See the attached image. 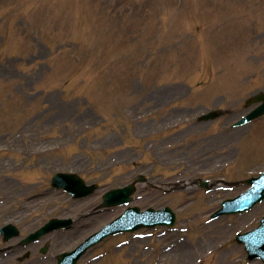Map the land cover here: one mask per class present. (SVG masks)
<instances>
[{
    "label": "rangeland",
    "instance_id": "obj_1",
    "mask_svg": "<svg viewBox=\"0 0 264 264\" xmlns=\"http://www.w3.org/2000/svg\"><path fill=\"white\" fill-rule=\"evenodd\" d=\"M260 90L264 0H0V226L14 223L26 235L52 216H77L71 229L45 237V254L37 244L23 260L19 250L0 254V264H33V255L53 263L122 211L91 216L77 209L97 206L105 190L137 174L148 182L131 204L169 205L179 228L111 237L118 254L97 260L106 242L82 264L244 263L242 247L230 239L258 223L264 200L246 213L204 221L264 170V116L231 128ZM206 108L221 109L223 122L198 121ZM56 171L101 186L90 199L73 200L47 188ZM196 178L217 185L206 192ZM216 232L221 239L210 243Z\"/></svg>",
    "mask_w": 264,
    "mask_h": 264
},
{
    "label": "water",
    "instance_id": "obj_2",
    "mask_svg": "<svg viewBox=\"0 0 264 264\" xmlns=\"http://www.w3.org/2000/svg\"><path fill=\"white\" fill-rule=\"evenodd\" d=\"M264 177L258 179V180H253L252 183L254 184L253 188L248 192H254V195L252 196V198H250L247 202L242 201V199H237L236 201H234L233 203H236L240 208H238L237 210H242L250 205H252L256 200H258L259 198H261L264 194V182H262ZM262 182V183H260ZM239 202V203H238ZM242 202V203H241ZM236 211V210H235Z\"/></svg>",
    "mask_w": 264,
    "mask_h": 264
}]
</instances>
